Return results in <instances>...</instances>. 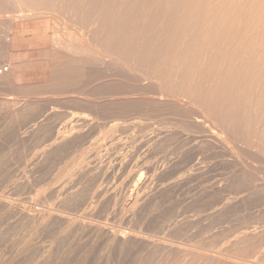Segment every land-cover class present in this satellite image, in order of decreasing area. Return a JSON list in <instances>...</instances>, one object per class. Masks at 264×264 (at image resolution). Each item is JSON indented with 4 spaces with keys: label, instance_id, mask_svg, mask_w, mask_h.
Here are the masks:
<instances>
[{
    "label": "rangeland",
    "instance_id": "374dc122",
    "mask_svg": "<svg viewBox=\"0 0 264 264\" xmlns=\"http://www.w3.org/2000/svg\"><path fill=\"white\" fill-rule=\"evenodd\" d=\"M59 7L63 8L62 6L49 8L48 10H46L47 12L44 10L45 14L41 15H24L25 17H21L22 19L18 18V20H13L12 23L11 21H9V18L7 16L9 14L8 11L17 9L15 0H0V194H2L4 197L1 199L8 202V205L5 207H2V203L0 202V239L2 237V239L0 240V249L2 250L0 251V257H3L0 258V264H11L12 262V264H42V262L43 264H122V262H124V264H169L170 262L171 264H184L180 261V255L175 257L176 255L172 253L169 254L171 255L172 259L170 258V256L168 257V255L166 256V258L165 256L162 257L160 254L157 256V253H155V255L150 253L149 256V254L144 253V250H141V246L139 245V243H141L142 241L140 242L138 240L136 241L135 246L134 244L128 245L126 248L123 247L124 249L122 248L121 250L117 247H113V250L115 248V250L117 249L121 251H119L121 254L117 253V256H115L116 254H113L115 250L112 251L111 246L109 245L111 239H109L107 236H104L103 234L101 236L100 234L98 235L95 230H91V228L76 229L77 225L73 226L74 224H71L72 222H69L70 225L68 224V221L70 220L66 221L67 223H63L61 221L62 225L60 224V228L58 225L59 223H53L56 224V229L53 227V224V226L50 225L47 227H43L38 222L41 216V214L39 213H43L42 211H45L48 208L51 209L50 207H52V210L54 211L58 210V213H60L61 211V214L69 218L76 216L77 214L74 215L73 213H76V211L77 213L79 212V214H81V212L83 211H87V213L92 211L90 212L91 214H89L91 216L87 214V217L85 219H89V221L87 220V222H91L94 224L100 223L104 226L106 225V227L112 232L120 230L119 233L123 231L125 233L127 232V234H131L132 231H134V233L138 232L139 235L141 234L143 236V239L145 240L149 239L148 241H154L156 243H158L159 241V243L162 242L163 244H172V247L174 246L173 253L176 252L175 250L177 249V247L180 246L181 248H184V243H189L191 245H203L207 248L214 247V249H221L224 252L230 253L232 255L234 254V256L248 258V260L250 261H255L256 264H264V206H262L264 205V153L259 151H248L244 148L243 151H236V149H234L236 157L234 156V152H232V155L234 156L232 157V155L229 153L230 151H228L227 149H224L226 151H223V149L220 148L218 144H210L207 141H204L205 144L203 141L202 143L196 142V144L198 143L197 145L194 144L193 141L191 143L192 139L195 140L192 137L202 135L204 132L200 133V130H202L203 128L196 124L193 120H191L190 116L202 117L207 123H215L216 119L212 117L207 110V112L203 111L202 109H200V107L196 106L192 102H189V99L188 97L186 98L185 94H180L181 96L177 94L178 97L174 96V99H177L179 97L183 98L184 96L186 99H177L180 101L177 102V100H175V102L172 96H169L170 99L172 98L171 100H173L175 103H173L172 101V104L170 100L164 101L167 103L169 102L168 104L164 103L165 107L161 103L160 104L162 106H160V104L158 103L159 106L157 104H154L152 105L153 108H147L149 103L147 104V102L145 101L144 103H141L138 100V102L133 101L132 97L134 96L132 95V97L130 98V96H127L128 94H123L124 96L122 94H117V92L133 93L132 90L140 83H142L140 85L143 86H138L137 88L141 89L142 92L143 90L144 92L146 90H148V92H152V90L160 91V86H158V81H152L149 79H147L146 81L144 79L141 80L140 83L137 82V85L134 84L133 89L132 86L130 87V83H132V80L137 76L136 72L133 71L134 74L132 75L133 72L130 73L132 70H126L128 68L126 62L122 58L121 60L123 61H121L120 58L118 59L116 57L118 54L116 56L110 54V56H112V59L114 56L113 60L110 56H108V43L111 37H106L107 32L101 30L99 28V25L97 26V24H99L98 22L102 18L99 15L96 16V13H98L96 12L97 9L95 10V8H89L90 13H88L83 9L85 8L84 6H82L81 10L79 9V6H77L78 9L76 8V13L74 15L75 11H71L74 9V7H69L71 9L70 11L67 7L63 8L64 11ZM55 8L57 9L56 11H54ZM58 8L60 9V12L58 11ZM65 9L67 10L65 11ZM48 11H50L51 14L48 13ZM70 12L73 15H71ZM107 18H110V16H107ZM68 27H70V30L68 29ZM72 30L74 31V33ZM103 56H106V58ZM115 57L118 61H116ZM65 59H67L66 61L68 62H66ZM63 61L65 64L63 63ZM59 63L63 65H59ZM63 66L66 67L63 68ZM55 68H57V70H55ZM172 78L176 79L173 80L175 82L177 81V84H181V79L179 80V78L176 76H173ZM189 80L191 81L190 78ZM196 80L193 78V80L191 81L192 83L190 81L187 82L188 80L186 82L192 85L197 84L198 88L203 89L204 87L200 85L202 83L198 82L199 79L197 80V82ZM149 81L151 85L155 84L156 82L158 84H155L154 87H152V85V89L150 88V84L147 83ZM187 83L186 85H188ZM134 95H137V97L139 96V94ZM120 101H123L124 105L122 104L123 102L120 103ZM184 101H187L188 103ZM125 102L128 103L127 105L129 106V108L128 106H125ZM129 102H131V105L134 107H131ZM176 103H178L180 107H178ZM169 104L172 106H170ZM174 104L176 106H174ZM230 105L231 104H229L228 106L226 105L228 109L227 113H229L227 114L228 121L231 118L230 115L235 114V110H232L233 108H235V105L232 104L234 107ZM90 106L95 107L92 108ZM113 106L115 107L113 108ZM157 106L159 108H157ZM140 107L141 110H139ZM115 108H117V110L114 111L113 109ZM130 108H135V110H130ZM145 108H147L148 110ZM118 110H121L122 112ZM231 111H233L234 113H231ZM149 112L151 113V115ZM17 115L19 116L17 117ZM67 117H70L69 119L72 123ZM34 119H36V121ZM150 121L151 123H149ZM113 122L114 124H116L115 126H113ZM144 123L145 125H147L148 123V125L145 126ZM66 124L70 125L67 126ZM63 128L65 131H68V129L72 131V128H74L75 132L71 134L72 136L70 135L67 137L69 140L65 138L63 141L59 142L60 144L57 143L56 145H54L55 147H53L52 149L45 150L43 146L45 147V144L49 139H51V137H55L58 132L57 130H61L60 132L64 131ZM218 128L221 127H219L218 125ZM161 131H163V134L161 133ZM170 131H172V133ZM158 133H160V136H157V140L155 141V143L154 139ZM205 134L206 133H204V137L205 140H207L209 138L207 135L209 134ZM160 137L162 140L160 139ZM143 139H145L147 142ZM227 139L230 141L229 145L234 144L232 142V139ZM160 140L162 141V144ZM68 141L71 142L69 143ZM62 145L65 148H63ZM198 145L201 147H199ZM53 151H55V153ZM222 152H224V154ZM79 154L81 156H79ZM71 156L72 158H76L77 156H79L77 157V159L82 160V165L75 166V164H72L70 162L72 159L70 158ZM151 162H153L154 164L152 163L150 165ZM195 162L197 163L196 165H200L198 167L195 165L198 168L197 170H195L196 167L195 169L193 167V164ZM147 165L152 166L150 167V170L148 169ZM241 165L242 167H245L246 170L248 169V171L245 173V175H248H236L235 172L237 171V168L239 166L241 167ZM79 166L81 168H79ZM101 166L102 169H100ZM190 166H192L193 168ZM60 168L62 169V171L60 170ZM64 169L67 170L65 171ZM57 171H61V173H64H62V175H59L61 173H58ZM201 172L203 173L200 174ZM255 172L257 173L255 174ZM81 173H84L85 175ZM92 173L99 176L97 177ZM184 173L187 175H185ZM256 175L259 179H263H260V181L258 180V184L253 180V178L255 179ZM187 176L190 178H188ZM7 177L9 178V180L7 179ZM65 183L67 184V186ZM205 183L206 185H203ZM98 184L99 187H102L104 189L107 188L106 190L109 191V193L107 194L111 195L113 193L115 195V198H112L113 195L111 196L110 200L106 198L104 201L105 203L101 204L103 206L100 205L102 208L98 205L96 208H93L94 210L92 208H86L87 210H85V204L83 205L84 207L81 206V204L78 203V199L82 198L84 194L91 195L93 191L99 188ZM105 184H107L108 187ZM80 185L82 186V188H80ZM164 185L168 186L165 187ZM203 186H205L206 188ZM72 188H74L73 190H75H72V192L78 194V196L81 197L79 198L77 196L78 199L75 198L74 201H70L72 203L68 202L67 205L65 202H67L68 200H64L60 193L63 192L62 194L64 196L65 191H69V189L71 191ZM199 188L204 189L200 190ZM58 191L62 192L59 193ZM137 196L139 198L146 197L147 201L145 200L146 203L145 201L144 203L142 202L143 205L145 204L144 206L142 204H139L138 208L133 207V209H131L132 207L128 202L133 198H136ZM15 197L16 199H14ZM36 198L38 201L36 200ZM116 198L118 199L116 200ZM42 199H44V201ZM154 200H157L155 201L156 203L154 202ZM225 200H229V202ZM58 201L61 204L64 201L63 204L65 203L67 205V208H69L71 204H73V207L77 204L76 206L78 208L70 207L69 210L67 208L65 209V205H61L59 203L58 205L56 203ZM107 202L110 204H114L106 205ZM214 202L216 203V205ZM217 202H220L219 205ZM222 203L223 206L221 205ZM152 204H154V206ZM115 206L117 209L115 208ZM128 207H130V209ZM154 207H156V209ZM10 208L12 210L15 209L14 213H10ZM17 208H20L22 212L24 211L23 209L26 208L27 211L23 212V214L30 213L29 216L32 214L30 218H32V216L33 218L31 220L29 216L27 218L26 216L28 214L24 216L19 215L21 213V210L19 213V209ZM83 208L84 210L82 211ZM73 209L76 211H74ZM71 210L73 211L70 212ZM201 210L203 211L199 213ZM67 211L68 213H66ZM197 213L198 215H195ZM210 213L212 215H210ZM141 214L142 216H140ZM169 214H171L172 216ZM10 215H12V217ZM180 215L182 217H180ZM207 216L209 218H207ZM177 217H180V219ZM33 219L36 220L33 221ZM141 219L143 221H141ZM166 219L168 220L166 221ZM12 222L13 225L10 224ZM38 224L41 228L39 226V228L37 227ZM162 224L164 225V228L162 227ZM175 225L176 227H174ZM182 225H184L183 229ZM12 226L14 227L12 228ZM17 226L18 228L16 229ZM46 228L49 229L46 230ZM175 228H179V230L176 229L177 233ZM250 228L252 230H250ZM246 229L251 231L252 234L246 235L245 237L241 236V232ZM14 230L16 231L15 233ZM70 230L75 234H72ZM139 230L142 232H140ZM44 231L47 232L45 233ZM102 236L106 238V241H108L105 242ZM67 237H70V239H67ZM3 238H5V241L3 240ZM81 239L83 240V242ZM15 240L18 242H16ZM77 242L80 244L78 245ZM5 243L7 245H5ZM82 243L84 245H82ZM44 244L46 245L44 246ZM36 245H41L42 247H36ZM56 245L58 248L55 247ZM69 245L73 247H70ZM187 245L185 246L186 248H188ZM10 248H12V250L14 251L12 252ZM15 249L17 250V253ZM47 250L49 251L47 252ZM47 253L49 254L47 255ZM112 254L114 257L112 256ZM172 255L175 256L173 257ZM148 256L150 260L152 259L150 257H153L154 259L148 261ZM7 258L9 260H7ZM122 259L124 260L121 261ZM196 259L190 263L187 262V264H208V262L204 259ZM33 260L36 263H34ZM203 261L204 263H202Z\"/></svg>",
    "mask_w": 264,
    "mask_h": 264
},
{
    "label": "bare ground",
    "instance_id": "6f19581e",
    "mask_svg": "<svg viewBox=\"0 0 264 264\" xmlns=\"http://www.w3.org/2000/svg\"><path fill=\"white\" fill-rule=\"evenodd\" d=\"M3 1V0H1ZM7 1V0H6ZM10 1V0H9ZM15 3L17 5V9L16 10H11L8 11V18L9 21H13V20H18L22 19L21 17H25L24 15H41V14H45V11L48 10L49 8H54V7H58V6H62L63 8L67 7L68 10L70 11L71 9L69 7H74L73 10H71L72 12H74L76 10V8L78 9L77 6H79V9L81 10L82 6H84L85 8H83L86 12L90 13L89 8H95L97 15L96 16H101V20L98 22L99 24H97V26L99 25V28L103 31L107 32V36L106 37H111L110 41H109V52L111 53H107L108 56H110V54L116 56L117 54V58L121 60V58L126 62L127 64V69L126 70H132L130 73H132L133 71L136 72V78L132 80V83H130V87L132 86L133 89V85L136 84L137 82L140 83L141 80H152V81H158L160 86V91H155L152 90L148 92V90H146L144 92L141 91V89L137 88L138 86L142 87L143 85L138 84V86H134L135 88L132 90L133 93H121V92H117V94H128L127 96L130 98L132 96L133 101H139V102H147L149 107H152V105L157 104L158 103L162 104L164 106V103L168 104L167 102L164 101H169L172 103L173 100H171L172 98L174 99L175 97H178V95L180 94H185L186 98L188 97L189 102H192L193 104H195L196 106L200 107V109H202L203 111H208V113L214 117L216 119L215 123H207L205 122V120L202 117L199 116H195V117H191V120H193L196 124H198L200 127H202L203 129L200 130V133L204 132L206 133L205 135H207V133L209 135H207L209 138L207 140H205L204 137V133L202 135H197L194 138L195 140H191L194 142V144H196V142L198 143H202V141H207L210 144L216 145L218 144V146L220 148L223 149V151H226L224 149H227L228 151H230L229 153L232 155V152H234V149H236V151H243V148L248 150V151H259L264 153V0H15ZM13 6V4H12ZM38 6V7H36ZM81 6V7H80ZM60 8V7H59ZM58 8V11L60 12V9L63 8ZM45 10V11H44ZM57 9L55 8L54 11H56ZM67 9H65L66 11ZM64 11V9H63ZM62 11V12H63ZM79 11V10H78ZM47 12V11H46ZM48 13H50V11H48ZM76 11L74 12L75 15ZM92 13V12H91ZM109 13V15H108ZM51 14V13H50ZM71 15H73L70 12ZM69 14V15H70ZM93 14V13H92ZM95 15V14H94ZM107 16H110V18H107ZM98 21V20H97ZM13 23V22H12ZM92 23V22H91ZM94 23V21H93ZM96 23V21H95ZM7 24V23H6ZM11 25V24H10ZM94 25V24H93ZM92 25V26H93ZM96 26V27H97ZM65 27V26H64ZM67 27V26H66ZM70 27H68L69 29ZM8 29V28H7ZM67 29V28H66ZM67 29V30H68ZM70 30V29H69ZM96 30V28H95ZM17 31V30H16ZM73 31V30H72ZM16 33V32H15ZM62 33V32H61ZM74 33V31H73ZM77 33V32H76ZM98 33V32H97ZM78 37V36H77ZM69 41V40H68ZM80 41V40H79ZM70 44V43H69ZM76 46V45H75ZM77 48V47H75ZM74 48V49H75ZM52 50V49H51ZM88 51V50H87ZM63 53V52H62ZM106 54V55H107ZM67 56V55H66ZM113 56V59H114ZM65 57V56H64ZM68 57V56H67ZM106 58V56H103ZM112 59V56H110ZM115 57L116 61L117 58ZM18 58V57H17ZM109 58V57H108ZM70 59V58H69ZM93 59V58H92ZM112 59V60H113ZM15 60V59H14ZM64 60V59H63ZM67 59H65L66 61ZM71 60V59H70ZM119 60V61H120ZM121 60V61H123ZM62 61V60H60ZM76 61V60H74ZM99 61V60H98ZM120 61V62H121ZM59 62V61H58ZM57 62V63H58ZM68 62V61H66ZM73 62V61H72ZM23 63V62H22ZM62 63V62H61ZM59 63V65L61 64ZM64 63V61H63ZM76 63V62H75ZM105 63V62H104ZM110 63V62H109ZM112 63V62H111ZM65 64V63H64ZM63 65V64H61ZM71 65V64H70ZM76 65V64H75ZM57 67V66H56ZM66 67V66H65ZM63 66V68H65ZM68 67V66H67ZM7 68V67H6ZM58 68V67H57ZM57 68H55V70H57ZM69 68V67H68ZM72 68V67H71ZM70 68V70H71ZM74 68V67H73ZM85 68V67H83ZM114 69V68H113ZM3 71V70H2ZM115 71V70H114ZM77 73V72H76ZM128 74V73H127ZM134 74V72L132 73V75ZM56 75V74H55ZM131 75V76H132ZM60 76V75H59ZM123 76V75H122ZM173 76H176L179 78L180 83L181 84H177V81L175 82L172 78ZM72 77V76H71ZM82 77V76H81ZM133 77V76H132ZM1 78V77H0ZM63 78V77H62ZM134 78V77H133ZM188 78V79H187ZM189 78L191 79V81L193 80V78L196 80H198V82H201L202 84H200L202 87H204L203 89L198 88L197 84H190L187 83L189 82ZM127 79V78H125ZM176 80V79H175ZM184 82H183V81ZM188 80V81H187ZM196 80V82H197ZM187 81V82H186ZM190 81V82H191ZM195 82V81H194ZM150 84V81L147 82ZM152 83V82H151ZM155 83V82H154ZM186 83L188 85H186ZM192 83V82H191ZM132 84V85H131ZM148 84V85H149ZM155 84H158L157 82ZM155 84H150V88L154 87ZM161 84V85H160ZM190 84V85H189ZM145 86V85H144ZM147 86V85H146ZM152 86V87H151ZM191 86V87H190ZM200 86V87H201ZM129 88V85H128ZM153 89V88H152ZM155 89V88H154ZM134 94H139V96L137 97V95ZM123 95V96H124ZM132 95V96H131ZM169 96H172V98L170 99ZM181 96V95H180ZM183 96V95H182ZM185 96L183 98H177V99H186ZM122 97V96H121ZM126 98V97H125ZM165 98V99H164ZM177 99H174L177 100ZM80 100V99H79ZM122 100V99H121ZM129 100V99H127ZM81 101V100H80ZM137 101V102H138ZM173 101V103H175ZM180 100H177V102ZM123 102V101H122ZM120 101V103H122ZM163 102V103H162ZM183 102V100H182ZM187 102V101H184ZM126 103V102H125ZM139 103V104H141ZM172 103V104H173ZM188 103V102H187ZM189 103V104H192ZM91 104V103H90ZM94 104V103H93ZM124 105V102L122 103ZM128 103H126L125 106ZM131 107H134L131 105V102H129ZM138 104V105H139ZM160 104V106H162ZM181 104V103H180ZM229 104H233L235 105V108L232 109V107H234L232 105L231 109L235 110V114L234 115H230L231 118L228 121L227 119V106ZM86 105V104H85ZM115 105V104H114ZM145 105V104H143ZM150 105V106H149ZM170 105V104H169ZM176 105H178V107H180V105L178 103H176ZM174 104V106H176ZM187 105V104H186ZM227 105V106H226ZM230 105V106H231ZM56 106V105H55ZM116 106V105H115ZM113 106V108L115 107ZM140 106V105H139ZM138 106V108H139ZM159 106V105H158ZM157 106V108H159ZM172 106V105H170ZM184 106V105H183ZM188 106V105H187ZM194 106V105H193ZM226 106V107H225ZM54 107V105H53ZM92 108H94L93 106H90ZM112 107V106H111ZM142 107V106H141ZM141 107L139 110H141ZM165 107V106H164ZM185 107V106H184ZM30 108V107H29ZM129 108V106H128ZM126 108V109H128ZM145 108V109H147ZM153 108V107H152ZM151 108V109H152ZM168 108V107H167ZM192 108V107H191ZM97 109V108H96ZM135 108H130V110H132ZM143 109V108H142ZM179 109V108H178ZM230 109V110H231ZM48 110V109H47ZM70 110V109H69ZM114 111L117 110V108L113 109ZM148 110V109H147ZM15 111V110H14ZM49 111V110H48ZM46 111V112H48ZM121 111V110H118ZM127 111V110H125ZM129 111V110H128ZM158 111V110H157ZM206 111V112H207ZM74 112V111H73ZM117 112V111H116ZM122 112V111H121ZM140 112V111H139ZM230 112V111H229ZM233 111H231V113H234ZM124 113V112H123ZM150 113V112H149ZM154 113V112H153ZM18 114V113H17ZM75 115V114H74ZM73 115V117H74ZM151 115V113H150ZM19 115H17L18 117ZM234 116V117H233ZM16 117V118H17ZM38 117V116H37ZM72 117V116H71ZM78 117V116H75ZM85 117V116H83ZM87 117V116H86ZM68 118V117H67ZM70 118V117H69ZM68 118V119H69ZM80 118V117H79ZM130 118V117H129ZM136 118V117H135ZM153 119V118H152ZM36 121V119H34ZM66 120V119H65ZM127 120V119H126ZM136 120V119H135ZM145 120V119H144ZM156 120V119H155ZM40 121V120H39ZM70 121V119H69ZM76 121V120H75ZM91 121V120H90ZM103 121V120H102ZM118 121V120H117ZM120 121V120H119ZM133 121V120H132ZM138 121V120H137ZM140 121V120H139ZM228 121V122H227ZM68 122V121H67ZM71 122V121H70ZM112 122V121H111ZM116 122V121H115ZM143 122V119H142ZM154 122V121H153ZM193 122V123H194ZM72 123V122H71ZM76 123V122H75ZM82 123V122H81ZM126 123V122H125ZM138 123V122H137ZM141 123V122H140ZM151 123V121L149 122ZM68 124V123H67ZM66 124V125H67ZM78 124V123H77ZM102 124V123H101ZM217 124V125H216ZM45 125V124H44ZM70 125V124H69ZM67 125V126H69ZM74 125V124H73ZM76 125V124H75ZM109 125V124H108ZM107 125V126H108ZM112 125V124H111ZM116 124H114L113 122V126H115ZM123 125V124H122ZM145 125V123H144ZM148 125V123H147ZM145 125V126H147ZM219 127L221 128H218ZM36 126V125H35ZM72 126V125H71ZM79 126V125H78ZM128 126V125H127ZM43 127V126H42ZM62 127V126H61ZM64 127V126H63ZM73 127V126H72ZM75 127V126H74ZM122 127V126H121ZM144 127V126H143ZM45 128V127H44ZM80 128V127H79ZM128 128V127H127ZM136 128V127H135ZM60 129V128H59ZM62 129V128H61ZM73 130L70 131L68 129V131H65L64 128L62 132H60L59 130H57V134L55 135V137H51V139L48 140V142L45 144V147L43 146V148L45 150H49L52 149L53 147H55L54 145H56L57 143L60 144V141H63L65 138H67L68 136H70L73 132H75L74 128H72ZM77 129V128H76ZM201 129V128H200ZM126 130V129H125ZM24 131V130H23ZM77 131V130H76ZM103 131V130H102ZM101 131V132H102ZM123 131V129H122ZM168 131V130H167ZM166 131V132H167ZM46 132V131H45ZM131 132V131H130ZM165 132V131H164ZM172 133V131H170ZM175 132V131H174ZM20 133V132H19ZM117 133V132H116ZM121 133V132H120ZM129 133V132H128ZM161 133L163 134V131H161ZM160 136V133H158L154 139V142L157 140V136ZM172 135V134H171ZM178 135V134H177ZM72 136V135H71ZM108 136V134H107ZM158 136V137H159ZM128 137V136H127ZM130 137V136H129ZM173 137V136H172ZM185 137V136H184ZM94 138V137H93ZM116 138V137H115ZM118 138V137H117ZM181 138V137H180ZM207 138V137H206ZM230 138L232 139V142L234 143L233 145H229L230 141L227 139ZM76 139V138H75ZM124 139V138H122ZM161 139V137H160ZM183 139V138H182ZM191 139V138H190ZM67 140H69L67 138ZM66 140V141H67ZM109 140V139H108ZM112 140V139H111ZM144 141H146L145 139H143ZM162 140V139H161ZM160 140V141H161ZM186 140V139H185ZM73 141V140H72ZM159 141V140H158ZM42 142V141H41ZM69 143L71 141H68ZM104 142V141H103ZM136 142V140H135ZM147 142V141H146ZM145 142V143H146ZM166 142V141H165ZM184 142V141H183ZM144 143V142H143ZM156 143V142H155ZM197 143V144H198ZM100 144V142H99ZM98 144V145H99ZM139 144V143H138ZM162 144V141H161ZM196 144V145H197ZM205 144V142H204ZM209 144V145H210ZM228 144V145H227ZM65 145V144H63ZM62 145V146H63ZM103 145V144H102ZM112 145V144H110ZM192 145V144H191ZM199 146V145H198ZM211 146V145H210ZM59 147V146H58ZM72 147V146H71ZM84 147V146H83ZM98 147V146H96ZM113 147V146H112ZM201 147V146H199ZM61 148V147H60ZM63 148H65L63 146ZM42 150V151H45ZM55 150V149H54ZM85 150V149H84ZM245 150V151H246ZM99 151V150H97ZM108 151V150H107ZM227 151V152H228ZM55 153V151H53ZM81 152V151H79ZM84 152V151H83ZM117 152V151H116ZM138 152V151H137ZM58 153V151H57ZM77 153V152H76ZM107 153V152H106ZM221 153V152H220ZM224 154V152H222ZM261 153V154H262ZM40 154V153H39ZM235 152H234V156H235ZM35 155V154H34ZM72 155V154H71ZM84 155V153H83ZM32 156V155H31ZM73 156V155H72ZM72 156L70 158H72ZM79 156H81L79 154ZM77 156V157H79ZM228 156V155H227ZM230 156V155H229ZM232 155V157H234ZM33 157V156H32ZM31 157V158H32ZM76 158H72L71 159V163L75 164V166L77 165H82V160L81 159H77ZM90 157V156H89ZM222 157V156H221ZM220 157V158H221ZM236 157V156H235ZM30 158V159H31ZM69 158V159H70ZM81 158V157H80ZM166 158V157H165ZM192 158V157H191ZM197 158V157H196ZM209 158V157H208ZM218 158V157H217ZM226 158V157H225ZM68 159V160H69ZM99 159V158H98ZM189 159V158H188ZM195 159V158H194ZM88 160V159H87ZM142 160V159H141ZM173 160V159H172ZM180 160V159H179ZM212 160V159H211ZM223 160V159H222ZM262 160V159H261ZM29 161V160H28ZM126 162V161H125ZM155 162V161H154ZM166 162V161H165ZM233 162V161H232ZM30 163V162H29ZM85 163V162H84ZM149 163V162H148ZM153 162L150 163V165ZM164 163V162H163ZM239 163V162H238ZM94 164V163H93ZM96 164V163H95ZM98 164V163H97ZM101 164V163H100ZM131 164V163H130ZM141 164V163H140ZM154 164V163H153ZM176 164V163H175ZM193 164V163H192ZM197 163L195 162L193 164V167L195 169V167L200 166V165H196ZM200 164V163H198ZM29 165V164H28ZM116 165V164H115ZM123 165V163H122ZM147 165L148 169L150 170L152 166ZM164 165V164H163ZM177 165V164H176ZM196 165V166H195ZM237 165V164H236ZM74 166V165H71ZM94 166V165H93ZM204 166V165H203ZM235 166V165H234ZM67 167V166H64ZM100 167V165H99ZM98 167V168H99ZM170 167V166H169ZM192 167V166H190ZM192 167V168H193ZM196 167L195 170H197L198 168ZM211 167V166H210ZM76 168V167H75ZM74 168V169H75ZM78 168V167H77ZM79 168H81L79 166ZM97 168V170H98ZM168 168V167H167ZM173 168V167H172ZM183 168V166H182ZM234 168V167H233ZM71 169V168H70ZM102 169V166L101 168ZM110 169V168H109ZM146 169V168H145ZM170 169V168H169ZM52 170V168H51ZM57 170V169H56ZM60 170L62 171V169L60 168ZM65 171L67 169H64ZM63 170V171H64ZM73 170V169H72ZM71 170V171H72ZM77 170V169H75ZM81 170V169H80ZM85 170V169H84ZM106 170V169H105ZM108 170V169H107ZM139 170V169H138ZM141 170V169H140ZM192 170V169H190ZM194 170V171H195ZM61 171H57L58 173H61ZM78 171V170H77ZM87 171V170H86ZM100 171V170H99ZM102 171V170H101ZM110 171V170H109ZM108 171V172H109ZM116 171V170H115ZM236 171V170H235ZM248 171V169L246 170L245 167H241L239 166L237 168V171L235 172L236 175L239 174L245 175V173ZM43 172V171H42ZM41 172V173H42ZM70 172V170H69ZM103 172V171H102ZM101 172V174H102ZM105 172V171H104ZM117 172V171H116ZM140 172V171H139ZM138 172V173H139ZM165 172V171H164ZM187 172V171H186ZM200 172V171H199ZM213 172V171H212ZM64 173V172H62ZM59 174V175H62ZM72 173V172H71ZM100 173V172H99ZM152 173V172H151ZM191 173V172H190ZM193 173V172H192ZM195 173V172H194ZM203 172H201L200 174H202ZM234 173V172H233ZM257 172H255L256 174ZM83 175H85L84 173H81ZM94 174V173H92ZM98 174V172H97ZM113 174V173H112ZM117 174V173H116ZM185 174V173H184ZM199 174V173H197ZM251 174V173H250ZM253 174V173H252ZM91 175V174H90ZM95 175V174H94ZM93 175V176H94ZM163 175V174H162ZM187 175V174H185ZM195 175V174H194ZM248 175V174H246ZM245 175V176H246ZM97 176V175H95ZM99 176V175H98ZM97 176V177H98ZM105 176V174H104ZM200 176V175H199ZM250 176V175H249ZM252 176V175H251ZM6 177V176H5ZM13 177V176H12ZM56 177V174H55ZM73 177V176H72ZM81 177V176H80ZM86 177V176H84ZM92 177V176H90ZM188 177V176H187ZM209 177V176H208ZM190 178V177H188ZM196 178V177H194ZM246 178V177H245ZM250 178V177H249ZM252 178V177H251ZM7 179L9 180V178L7 177ZM12 179V178H11ZM10 179V180H11ZM30 179V178H29ZM39 179V178H38ZM84 179V178H83ZM107 179V178H106ZM148 179V178H147ZM151 179V178H150ZM162 179V178H161ZM181 179V178H180ZM199 179V178H197ZM248 179V177H247ZM246 179V180H247ZM261 180H263L262 178H260ZM260 179L257 177V175L255 176V179L253 178L254 182L256 181V183L258 182V180L260 181ZM7 180V181H8ZM31 180V179H30ZM54 180V179H53ZM185 180V179H184ZM191 180V179H190ZM240 180V179H239ZM238 180V181H239ZM245 180V181H246ZM251 180V179H250ZM34 181V180H33ZM32 181V182H33ZM55 181V180H54ZM64 181V180H63ZM102 181V180H101ZM182 181V180H181ZM189 181V180H188ZM242 181V179H241ZM21 182V181H20ZM35 182V181H34ZM77 182V181H76ZM75 182V183H76ZM100 182V180H99ZM106 182V181H105ZM120 182V181H119ZM147 182V181H146ZM163 182V181H162ZM177 182V181H176ZM179 182V181H178ZM2 183V182H1ZM14 183V182H13ZM18 183V182H17ZM30 183V182H29ZM59 183V182H58ZM64 183V182H63ZM74 183V184H75ZM78 183V182H77ZM94 183V182H93ZM97 183V182H96ZM103 183V182H102ZM101 183V184H102ZM108 183V181H107ZM113 183V182H112ZM238 183V182H237ZM242 183V182H240ZM249 183V182H248ZM247 183V184H248ZM262 183V182H261ZM66 184V183H65ZM85 184V183H84ZM83 184V185H84ZM104 184V183H103ZM123 184V183H122ZM145 184V183H144ZM181 184V183H180ZM200 184V183H199ZM239 184V183H238ZM244 184V182H243ZM258 184V183H257ZM260 184V183H259ZM5 185V184H4ZM34 185V183H33ZM46 185V184H45ZM107 187L108 185L105 184ZM149 185V184H148ZM172 185V184H171ZM203 185H206L203 184ZM241 185V184H240ZM67 186V184H66ZM65 186V187H66ZM81 186V185H80ZM86 186V185H85ZM97 186V185H96ZM146 186V185H145ZM160 186V185H159ZM165 186V185H164ZM168 186V185H167ZM165 186V187H167ZM170 186V185H169ZM184 186V185H183ZM201 186V185H200ZM217 186V185H216ZM215 186V187H216ZM259 186V185H258ZM49 187V186H48ZM54 187V186H53ZM57 187V186H56ZM89 187V186H88ZM93 187V186H92ZM90 187V188H92ZM99 187V184H98ZM97 187V188H98ZM105 187V186H104ZM111 187V185H110ZM109 187V188H110ZM186 187V186H185ZM205 187V186H203ZM218 187V186H217ZM216 187V188H217ZM61 188V187H58ZM82 188V186L80 187ZM89 188V189H90ZM96 188V187H95ZM106 188V187H105ZM123 188V187H122ZM139 188V187H138ZM151 188V187H150ZM162 188V187H161ZM171 188V187H170ZM169 188V189H170ZM206 188V187H205ZM213 188V187H211ZM263 188V187H262ZM37 189V188H36ZM48 189V188H47ZM57 189V188H56ZM74 188L69 189V191H65V194L63 196V192L59 193L62 195V198H64V200H68L67 202H65L66 204L70 201H74V199H78L77 196L78 194L72 192ZM79 189V188H78ZM88 189V188H86ZM107 189V188H106ZM102 187H99L98 189H96L95 191L92 192L91 195H86L84 194V196H82V198L78 199V203L81 204V206H83L85 204V210H87L86 208L89 209H93L94 207L96 208L98 205L100 206L101 204H104L105 199L107 198L108 200H110L111 196L113 195L112 198H115V195L111 192V195H108L107 193H109L108 190H106ZM113 189V188H112ZM165 189V188H164ZM190 189V188H189ZM200 189V188H199ZM198 189V190H199ZM204 189V188H202ZM200 189V190H202ZM8 190V189H7ZM43 190V188H42ZM46 190V188H45ZM60 190V189H59ZM94 190V189H92ZM91 190V191H92ZM110 190V189H109ZM114 190V189H113ZM122 190V189H121ZM151 190V189H150ZM159 190V189H158ZM188 190V189H187ZM195 190V189H194ZM197 190V191H198ZM199 190V191H200ZM206 190V189H205ZM211 190V189H210ZM214 190V189H213ZM14 191V190H13ZM37 191V190H36ZM35 191V192H36ZM41 191V190H40ZM56 191V190H55ZM75 191V190H73ZM108 191V192H107ZM111 191V190H110ZM120 191V190H119ZM139 191V190H138ZM143 191V190H142ZM141 191V192H142ZM157 191V190H156ZM196 191V192H197ZM212 191V190H211ZM216 191V190H215ZM214 191V192H215ZM263 191V190H262ZM8 192V191H7ZM26 192V191H25ZM77 192V191H76ZM114 192V191H113ZM117 192V191H116ZM124 192V191H122ZM146 192V191H145ZM153 192V191H152ZM30 193V192H29ZM32 193V192H31ZM37 193V192H36ZM43 193V192H42ZM57 193V192H56ZM121 193V192H120ZM119 193V194H120ZM156 193V192H155ZM186 193V192H185ZM4 194V193H3ZM58 194V193H57ZM117 194V193H116ZM124 194V193H123ZM142 194V193H141ZM149 194V193H148ZM154 194V193H153ZM210 194V193H208ZM50 195V194H49ZM52 195V194H51ZM59 195V194H58ZM159 195V193H158ZM170 195V194H169ZM196 195V194H195ZM198 195V194H197ZM201 195V194H200ZM203 195V194H202ZM9 196V195H8ZM143 196V195H142ZM152 196V194H151ZM150 196V197H151ZM184 196V195H183ZM194 196V195H193ZM22 197V196H21ZM20 197V198H21ZM51 197V196H50ZM49 197V198H50ZM59 197V196H58ZM138 197V196H137ZM133 198L131 201H129L128 203H130L131 205V209L134 208H138L139 204H142V202L144 203V201H147V198ZM192 197V196H191ZM190 197V198H191ZM4 198L2 194H0V202L2 203V207H5L8 205V202L1 199ZM24 198V197H23ZM44 198V197H43ZM61 198V197H60ZM59 198V199H60ZM119 198V197H118ZM116 198V200L118 199ZM154 198V197H153ZM236 198V197H235ZM16 199V197L14 198ZM40 199V198H38ZM52 199V198H51ZM160 199V198H159ZM37 200V198H36ZM44 201V199H42ZM61 200V199H60ZM112 200V199H111ZM114 200V199H113ZM182 200V199H181ZM30 201V200H28ZM38 201V200H37ZM46 201V200H45ZM77 201V200H76ZM115 201V200H114ZM120 201V200H119ZM118 201V203H119ZM145 201V203H146ZM157 200H154V202ZM227 201V200H225ZM222 201V202H225ZM12 202V201H11ZM41 202V201H40ZM61 202V201H60ZM64 202V201H63ZM56 202L57 204H61V205H65V209L67 208L65 203L63 204ZM110 202V201H109ZM216 202V201H215ZM214 202V203H215ZM229 202V200L227 201ZM226 202V203H227ZM15 203V202H14ZM46 203V202H45ZM72 203V202H70ZM117 203V202H116ZM156 203V202H155ZM218 203V202H217ZM220 203V202H219ZM218 203V205H219ZM58 204V205H59ZM110 204V203H106ZM114 204V203H113ZM110 204V205H113ZM158 204V203H157ZM261 204V203H260ZM13 205V204H11ZM31 205V204H30ZM42 205V204H41ZM44 205V204H43ZM75 205V204H74ZM77 205V204H76ZM74 207H77V206ZM105 205V206H106ZM121 205V204H120ZM143 205V204H142ZM145 205V204H144ZM143 205V206H144ZM154 206V204H152ZM151 205V208H152ZM216 205V203H215ZM223 206V203L221 204ZM15 206V205H14ZM29 206V205H28ZM50 206V205H49ZM70 206V205H69ZM68 206V207H69ZM80 206V205H79ZM103 206V205H101ZM100 206V207H101ZM126 206V205H125ZM141 206V205H140ZM167 206V205H166ZM170 206V205H169ZM264 206V205H262ZM13 207V206H12ZM16 207V206H15ZM48 207V206H47ZM46 207V208H47ZM61 207V206H60ZM63 207V208H64ZM72 208L73 204H71ZM67 208L68 210L70 209ZM84 207V206H83ZM110 207V206H109ZM114 207V206H113ZM121 207V206H120ZM147 207V206H146ZM163 207V206H162ZM44 208V209H46ZM51 209H47L45 211H42L43 213H39L41 214L40 218H39V224L43 227H47L52 225L53 223H59V228L62 225L61 223L66 222L68 220V224L69 222H72L71 224H74L73 226L77 225L76 229H80V228H91V230H95V232L100 236L103 234L104 236H107L110 240V246L112 251L113 247H117L118 249H122L123 247L126 248L128 245H132L135 243L136 241H142L141 243H139V246L141 248V250L145 251L144 253L149 254H154L157 253V256L160 254L162 257L168 255V257L170 256V258L172 259L171 255H169L170 253L175 254L174 256L177 257L180 255V261L184 264H187V262H192L193 260H195L196 258H200V259H204L208 262V264H256V262L254 261H250L248 260V258H242V257H238V256H234V254H230L227 252H224L221 249H214V247H210L207 248L203 245H191L189 243H184V248H181L180 246L177 247V249L175 250L176 252L173 253L174 249L172 247V244H163L162 242L156 243L154 241H148L143 239V236L137 232L134 233V231H132L131 234H127V232H120V230L117 231H110V229H108L106 227V225H102V224H94L91 222H87V220L89 221V219L85 220L87 217V214H91L90 211L89 213H87V211H83L84 208L82 209L83 212H81V214H79V212L74 213L73 217H66L65 215L58 213L57 211L52 210V207H50ZM78 208V207H77ZM102 208V207H101ZM116 208V206H115ZM114 208V209H115ZM130 209V207H128ZM127 208V209H128ZM156 209V207H154ZM153 208V209H154ZM160 208V207H159ZM217 208V207H216ZM215 208V209H216ZM221 208V206H220ZM218 208V209H220ZM263 208V207H262ZM9 209V207H8ZM11 209V208H10ZM19 209V213H20V208ZM32 209V208H31ZM55 209V207H54ZM64 209V210H65ZM104 209V208H103ZM117 209V208H116ZM125 209V210H127ZM141 209V208H140ZM158 209V208H157ZM163 209V208H161ZM206 209V208H204ZM208 209V208H207ZM264 209V208H263ZM7 210V209H6ZM15 210V209H14ZM14 210H9L10 213H14ZM25 211V209H23ZM30 210V209H28ZM41 210V208H40ZM73 210H71L70 212H72ZM94 210V209H93ZM121 210V209H120ZM124 210V211H125ZM135 210V209H134ZM137 210V209H136ZM145 210V209H144ZM165 210V209H164ZM12 211V212H11ZM80 211V209H79ZM99 211V209H98ZM101 211V210H100ZM133 211V210H132ZM140 211V210H138ZM203 210H201L199 213H201ZM217 211V210H214ZM22 210L21 213L19 215H26L28 214L26 217L28 218L30 213H26L23 214ZM38 212V211H37ZM119 212V211H118ZM134 212V211H133ZM166 212V211H165ZM207 212V211H206ZM35 213V212H34ZM68 213V211L66 212ZM95 213V212H93ZM97 213V212H96ZM102 213V212H101ZM107 213V212H105ZM129 213V212H128ZM137 213V212H136ZM169 213V211H168ZM171 213V212H170ZM205 213V212H203ZM208 213V212H207ZM9 214V213H8ZM7 214V215H8ZM79 214V215H78ZM103 214V213H102ZM125 214V213H124ZM140 214V212H139ZM144 214V213H143ZM158 214V213H157ZM6 215V216H7ZM32 215V214H31ZM31 215L29 216V218L31 217ZM115 215V214H114ZM121 215V214H120ZM132 215V214H131ZM129 215V216H131ZM149 215V214H148ZM163 215V214H162ZM167 215V213H166ZM171 215V214H169ZM183 215V214H182ZM192 215V214H191ZM195 215H198L195 214ZM210 215H212L210 213ZM209 215V216H210ZM12 217V215H10ZM17 216V215H16ZM91 216V215H89ZM135 216V215H134ZM142 216V214L140 215ZM139 216V217H140ZM145 216V215H144ZM172 216V215H171ZM201 216V215H200ZM203 216V215H202ZM18 217V216H17ZM104 217V216H103ZM110 217V216H109ZM107 217V218H109ZM153 217V216H151ZM180 217H182L180 215ZM180 217H177L180 219ZM195 217V216H194ZM199 217V216H198ZM6 218V217H5ZM4 218V219H5ZM33 218V216H32ZM30 218V220L32 219ZM112 218V217H111ZM128 218V217H127ZM131 218V217H130ZM134 218V217H133ZM145 218V217H142ZM164 218V217H163ZM166 218V217H165ZM168 218V217H167ZM202 218V217H201ZM207 218H209L207 216ZM11 219V218H10ZM26 219V218H24ZM151 219V218H150ZM171 219V218H170ZM174 219V218H172ZM197 219V218H196ZM12 220V219H11ZM36 219H33V221ZM38 220V219H37ZM139 220V218H138ZM168 219H166L167 221ZM176 220V219H174ZM178 220V219H177ZM182 220V219H181ZM188 220V219H187ZM204 220V219H203ZM201 220V221H203ZM2 221V220H1ZM15 221V220H14ZM13 221V222H14ZM62 221V222H61ZM103 221V220H102ZM109 221V220H108ZM122 221V220H121ZM128 221V220H127ZM141 221H143L141 219ZM154 221V219H153ZM184 221V220H183ZM186 221V220H185ZM197 221V220H196ZM200 221V222H201ZM13 222L10 223L13 225ZM22 222V221H21ZM25 222V221H24ZM36 222V221H35ZM100 222V221H99ZM150 222V221H149ZM158 222V220H157ZM164 222V221H163ZM176 222V221H175ZM193 222V221H192ZM199 222V221H198ZM7 223V222H6ZM67 223V222H66ZM135 223V222H134ZM152 223V222H151ZM162 223V221H161ZM165 223V222H164ZM173 223V222H172ZM171 223V224H172ZM197 223V222H195ZM16 224V223H15ZM39 224L37 225V227L39 226ZM61 224V225H60ZM114 224V223H113ZM125 224V223H124ZM177 224V223H175ZM180 224V223H178ZM200 224V223H199ZM202 224V223H201ZM1 225V224H0ZM54 225V226H53ZM52 226L55 228L56 224H53ZM70 225V224H69ZM118 225V224H117ZM132 225V224H131ZM148 225V224H147ZM163 225V224H162ZM190 225V224H188ZM193 225V224H192ZM227 225V224H226ZM9 226V225H6ZM11 226V225H10ZM15 226V225H14ZM12 226V228L14 227ZM20 226V225H19ZM36 226V225H35ZM120 226V225H119ZM136 226V225H135ZM173 226V225H172ZM182 225V229H183ZM187 226V225H186ZM202 226V225H201ZM22 227V226H21ZM33 227V226H32ZM40 227V226H39ZM38 227V228H39ZM67 227V226H66ZM65 227V228H66ZM121 227V226H120ZM164 228V225L162 226ZM176 227V225L174 226ZM179 227V225H178ZM192 227V226H190ZM219 227V226H218ZM217 227V229H218ZM225 227V226H224ZM3 228V227H2ZM1 228V229H2ZM11 228V229H12ZM18 228V226L16 227V229ZM30 228V227H29ZM41 228V227H40ZM53 228V229H54ZM58 228V229H59ZM68 228V227H67ZM49 228H46V230ZM51 229V227H50ZM56 229V228H55ZM132 229V228H131ZM150 229V228H149ZM179 230V228H175V230ZM185 229V228H184ZM216 229V227H215ZM220 229V228H219ZM222 229V228H221ZM248 229V228H247ZM244 230L243 232H241V236H246L249 234H252L251 231L249 230ZM257 229V228H256ZM10 230V229H9ZM8 230V231H9ZM13 230V229H12ZM35 230V229H34ZM39 230V229H38ZM67 230V229H66ZM72 230V229H71ZM70 230V231H71ZM124 230V229H122ZM141 230V229H140ZM139 230V231H140ZM162 230V229H161ZM164 230V229H163ZM176 230V233H177ZM214 230V229H213ZM250 230H252L250 228ZM264 230V229H263ZM55 231V230H54ZM53 231V232H54ZM69 231V232H70ZM73 231V230H72ZM71 231V233H72ZM77 231V230H76ZM131 231V230H130ZM137 231V228H136ZM135 231V232H136ZM152 231V230H151ZM173 231V230H172ZM216 231V230H215ZM16 231L14 230V233ZM33 232V231H32ZM45 232V231H44ZM43 232V233H44ZM47 232V231H46ZM45 232V233H46ZM56 232V231H55ZM65 232V231H64ZM79 232V231H78ZM142 232V231H140ZM171 232V231H170ZM174 232V231H173ZM218 232V230H217ZM256 232V231H255ZM13 233V232H12ZM35 233V232H34ZM74 233V232H73ZM72 233V234H73ZM151 233V232H150ZM52 234V233H51ZM64 234V233H63ZM75 234V233H74ZM172 234V233H171ZM24 235V234H23ZM37 235V234H36ZM42 235V234H41ZM79 235V234H78ZM176 235V234H175ZM174 235V236H175ZM15 236V235H14ZM29 236V235H28ZM55 236V234H54ZM59 236V235H58ZM77 236V235H76ZM142 236V237H141ZM179 236V235H178ZM24 237V236H23ZM35 237V236H34ZM40 237V236H39ZM50 237V236H48ZM160 237V236H159ZM6 238V237H5ZM3 238V240L5 239ZM22 238V236H21ZM55 238V237H54ZM62 238V237H61ZM64 238V237H63ZM93 238V237H92ZM102 238H104L102 236ZM161 238V237H160ZM2 239V237H1ZM0 239V240H1ZM12 239V238H11ZM18 239V238H17ZM20 239V238H19ZM67 239H70V237H67ZM10 240V239H9ZM21 240V239H20ZM23 240V238H22ZM29 240V239H28ZM34 240V239H33ZM45 240V239H44ZM58 240V239H57ZM63 240V239H61ZM82 240V239H81ZM85 240V238H84ZM95 240V239H94ZM93 240V241H94ZM103 240L106 241V238H104ZM5 241V240H4ZM16 241V240H15ZM59 241V240H58ZM67 241V240H66ZM157 241V240H155ZM172 241V240H171ZM2 242V241H1ZM13 242V241H12ZM18 242V241H16ZM22 242V241H21ZM31 242V241H30ZM39 242V241H37ZM48 242V241H47ZM57 242V241H56ZM62 242V241H61ZM83 242V240H82ZM102 242V241H101ZM104 242V244H105ZM8 243V241H7ZM32 243V242H31ZM36 243V242H35ZM34 243V244H35ZM46 243V242H45ZM59 243V242H58ZM69 243V242H68ZM92 243V242H91ZM182 243V242H181ZM201 243V242H200ZM20 244V243H19ZM28 244V243H27ZM42 244V242H41ZM65 244V243H64ZM73 244V243H72ZM77 244L79 245L80 243L77 242ZM188 244V245H187ZM202 244V243H201ZM1 245V244H0ZM5 245H7L5 243ZM22 245V244H21ZM32 245V244H31ZM46 244H44L45 246ZM53 245V244H52ZM82 245H84L82 243ZM92 245V244H91ZM95 245V244H94ZM108 245V244H107ZM176 245V243H175ZM180 245V244H178ZM187 245L188 248H186L185 246ZM3 246V245H2ZM28 246V245H27ZM41 246V245H40ZM37 246L36 247H40ZM70 246V245H69ZM98 246V245H97ZM214 246V245H213ZM18 247V245H17ZM16 247V248H17ZM20 247V246H19ZM42 247V246H41ZM52 247V246H51ZM57 247V245L55 246ZM54 247V248H55ZM73 247V246H70ZM75 247V246H74ZM78 247V246H77ZM92 247V246H91ZM100 247V246H99ZM106 247V246H105ZM132 247V246H131ZM26 248V247H25ZM58 248V247H57ZM60 248V247H59ZM80 248V247H79ZM78 248V249H79ZM123 248V249H124ZM137 248V247H136ZM11 251L13 252L14 250H12V248H10ZM36 249V248H35ZM41 249V248H40ZM92 249V248H91ZM96 249V248H95ZM93 249V250H95ZM108 249V248H107ZM138 249V248H137ZM7 250V249H5ZM16 250V249H15ZM59 250V249H58ZM74 250V249H73ZM77 250V249H76ZM86 250V249H85ZM105 250V249H104ZM103 250V251H104ZM120 250H115L118 252H113V254L115 253L117 256V253L121 254ZM0 251H2L0 249ZM10 251V250H9ZM37 251V250H36ZM49 250H47L48 252ZM56 251V250H55ZM60 251V250H59ZM83 251V250H82ZM81 251V252H82ZM102 251V250H101ZM111 251V252H112ZM120 251V252H119ZM139 251V250H138ZM172 251V252H171ZM23 252V251H22ZM58 252V251H57ZM17 253V250H16ZM34 253V252H33ZM92 253V252H91ZM97 253V251H96ZM104 253V252H103ZM109 253V252H108ZM139 253V252H138ZM178 255H177V254ZM1 254V253H0ZM3 254V253H2ZM9 254V253H6ZM27 254V253H26ZM49 253H47L48 255ZM52 254V253H51ZM60 254V253H59ZM66 254V253H65ZM70 254V253H69ZM107 254V253H106ZM112 254V256H113ZM146 254V255H147ZM11 255V252H10ZM13 255V254H12ZM36 255V254H35ZM67 255V254H66ZM71 255V254H70ZM69 255V256H70ZM76 255V254H75ZM87 255V254H86ZM85 255V256H86ZM129 255V254H128ZM145 255V256H146ZM2 256V255H1ZM15 256V255H14ZM13 256V257H14ZM20 256V255H19ZM30 256V255H29ZM37 256V255H36ZM44 256V255H43ZM50 256V255H49ZM65 256V255H64ZM88 256V255H87ZM86 256V257H87ZM103 256V255H102ZM101 256V257H102ZM109 256V254H108ZM107 256V257H108ZM111 256V254H110ZM127 256V255H126ZM148 256V261L150 260ZM173 256V255H172ZM173 256V257H174ZM5 257V256H4ZM25 257V254H24ZM28 257V256H27ZM31 257V256H30ZM45 257V256H44ZM59 257V255H58ZM78 257V255H77ZM114 257V256H113ZM119 257V256H118ZM121 257V255H120ZM137 257V256H136ZM3 258V257H0ZM9 258V256H8ZM7 258V260H9ZM12 258V256H11ZM19 258V257H18ZM53 258V257H52ZM57 258V256H56ZM85 258V257H84ZM95 258V257H94ZM123 258V257H122ZM139 258V256H138ZM152 259H154L153 257H150ZM158 258V257H157ZM169 258V259H170ZM28 259V258H27ZM31 259V258H30ZM29 259V260H30ZM49 259V258H48ZM51 259V258H50ZM74 259V258H73ZM79 259V258H78ZM100 259V257H99ZM119 259V258H118ZM151 259V260H152ZM163 259V258H162ZM170 259V260H171ZM175 259V258H174ZM69 260V259H68ZM77 260V259H76ZM82 260V259H81ZM124 259H122L121 261H123ZM150 260V261H151ZM164 260V259H163ZM179 260V258H178ZM197 260V259H196ZM15 261V260H14ZM18 261V260H17ZM31 261V260H30ZM34 261V260H33ZM43 261V260H42ZM64 261V260H63ZM70 261V260H69ZM68 261V263H69ZM85 261V260H83ZM92 261V260H91ZM110 261V260H108ZM116 261V260H115ZM118 261V260H117ZM147 261V262H148ZM172 261V260H171ZM177 261V260H176ZM202 261V260H201ZM205 261V262H206ZM3 262V261H2ZM1 262V263H2ZM19 262V261H18ZM50 262V261H48ZM72 262V261H71ZM81 262V261H80ZM100 262V261H99ZM114 262V260H113ZM112 262V263H113ZM128 262V261H126ZM130 262V261H129ZM157 262V261H156ZM159 262V260H158ZM166 262V261H165ZM198 262V261H197ZM4 263V262H3ZM7 263V262H6ZM13 263V262H12ZM11 263V264H12ZM17 263V262H16ZM34 263H36L34 261ZM40 263V262H39ZM54 263V262H53ZM76 263V262H75ZM78 263V262H77ZM105 263V262H104ZM135 263V262H134ZM143 263V262H142ZM167 263H168V259H167ZM175 263V262H174ZM188 263V264H189ZM200 263V260H199ZM204 263V261L202 262ZM9 264V263H8ZM43 264V262H42ZM48 264V263H47ZM71 264V263H70ZM82 264V263H81ZM119 264V263H118ZM122 264H124V262H122ZM140 264V263H138ZM147 264V263H146ZM153 264V263H151ZM171 264V262L169 263ZM176 264V263H175ZM193 264V263H191ZM198 264V263H197Z\"/></svg>",
    "mask_w": 264,
    "mask_h": 264
}]
</instances>
